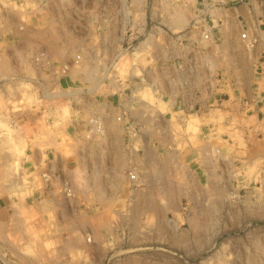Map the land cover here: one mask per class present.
Masks as SVG:
<instances>
[{"label": "rangeland", "instance_id": "1", "mask_svg": "<svg viewBox=\"0 0 264 264\" xmlns=\"http://www.w3.org/2000/svg\"><path fill=\"white\" fill-rule=\"evenodd\" d=\"M0 201V264H264V0H0Z\"/></svg>", "mask_w": 264, "mask_h": 264}, {"label": "built area", "instance_id": "2", "mask_svg": "<svg viewBox=\"0 0 264 264\" xmlns=\"http://www.w3.org/2000/svg\"><path fill=\"white\" fill-rule=\"evenodd\" d=\"M209 37V36H208ZM242 37L245 39V40H251V37H250V35L248 34V32H243L242 33ZM253 45V44H252ZM98 121H99V118L96 116L95 117V119L94 120H92V122H96V124H99L98 123ZM91 119H89V123H88V125L89 126H91ZM97 131H99V127H98V129H97ZM130 178L131 179H133V180H137V178H138V173L137 172H135V171H133V172H130Z\"/></svg>", "mask_w": 264, "mask_h": 264}, {"label": "crops", "instance_id": "3", "mask_svg": "<svg viewBox=\"0 0 264 264\" xmlns=\"http://www.w3.org/2000/svg\"><path fill=\"white\" fill-rule=\"evenodd\" d=\"M7 209H9L8 203L5 201H0V216L6 214Z\"/></svg>", "mask_w": 264, "mask_h": 264}, {"label": "bare ground", "instance_id": "4", "mask_svg": "<svg viewBox=\"0 0 264 264\" xmlns=\"http://www.w3.org/2000/svg\"><path fill=\"white\" fill-rule=\"evenodd\" d=\"M101 123H102V122H101ZM113 123H114V122H113ZM113 123H112V124H113ZM99 124H100V123H99ZM112 124H111V125H112ZM113 125H115V124H113ZM116 125H118V124H116ZM111 127H112V126H111ZM113 127H114V126H113ZM114 128H116V127H114ZM97 133H98V132H97ZM117 160H118V163L121 164V165L124 163V158L121 157V155H118V159H117ZM167 161H168V160H167ZM165 163H167V162H165ZM158 166H159V165H158ZM163 168L166 169L165 166H164ZM20 177H21V176H20ZM22 178H23V177H22ZM22 178H21V180H22ZM13 188H15V187H13ZM15 189H16V188H15ZM15 189H13V190L15 191ZM20 189H21V188H20ZM11 191H12V190H11Z\"/></svg>", "mask_w": 264, "mask_h": 264}]
</instances>
